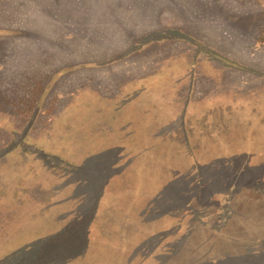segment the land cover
I'll return each instance as SVG.
<instances>
[{
	"label": "rangeland",
	"instance_id": "obj_1",
	"mask_svg": "<svg viewBox=\"0 0 264 264\" xmlns=\"http://www.w3.org/2000/svg\"><path fill=\"white\" fill-rule=\"evenodd\" d=\"M0 96V264H264V0H0Z\"/></svg>",
	"mask_w": 264,
	"mask_h": 264
},
{
	"label": "trees",
	"instance_id": "obj_2",
	"mask_svg": "<svg viewBox=\"0 0 264 264\" xmlns=\"http://www.w3.org/2000/svg\"><path fill=\"white\" fill-rule=\"evenodd\" d=\"M29 85L32 86V88L30 90L31 95L29 94L30 96L27 97V99H28L27 104H28V108L30 107L29 111L31 113L39 106V104L36 106V103H38V101L41 102L40 100L43 99V97L47 94L48 90H47L46 87L44 88L43 86H41V83H37V84L29 83ZM5 99L6 98H3V97L0 96V106L1 107H6L7 104H9V101H6ZM2 105H4V106H2ZM18 105H16V106L18 107ZM186 134H187V136H186ZM186 134H185V138H183V139L184 140H188L189 142H191L190 137H188V135L191 134V133L189 132V133H186ZM189 145H191V144H189Z\"/></svg>",
	"mask_w": 264,
	"mask_h": 264
}]
</instances>
